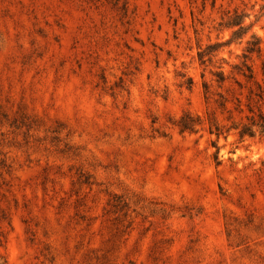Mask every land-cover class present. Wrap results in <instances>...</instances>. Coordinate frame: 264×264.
Wrapping results in <instances>:
<instances>
[{"label": "rangeland", "instance_id": "1", "mask_svg": "<svg viewBox=\"0 0 264 264\" xmlns=\"http://www.w3.org/2000/svg\"><path fill=\"white\" fill-rule=\"evenodd\" d=\"M263 8L0 0V264H264V132L211 135L212 112L251 122L204 89L264 42Z\"/></svg>", "mask_w": 264, "mask_h": 264}, {"label": "trees", "instance_id": "2", "mask_svg": "<svg viewBox=\"0 0 264 264\" xmlns=\"http://www.w3.org/2000/svg\"><path fill=\"white\" fill-rule=\"evenodd\" d=\"M264 9V8H263ZM233 24H229V28L240 27V30L235 33V39H243L246 29L241 22V17L238 15ZM256 56L262 61V71L264 75V42L261 38L254 36L253 41L248 43V48L243 56V61L240 64L232 65V71L227 74L225 72L216 73V85L220 90L217 94L218 99L214 98L211 92L212 86L205 83V98L207 105L216 104L222 115L227 116V120H233L234 114H245V108L248 111L246 119L251 122L249 124L240 125L233 124L230 127L222 126L218 123L216 113L209 114L211 135H216L218 138L225 134H229L232 130H237L239 137L244 140L246 137L255 138V129H261L264 132V86L258 81L253 65L250 62ZM202 64H205V56L200 55ZM256 86L261 93L254 95V91L250 85ZM248 90V94H244V90ZM203 123L200 117L186 113L178 123V128L181 133H197V128Z\"/></svg>", "mask_w": 264, "mask_h": 264}]
</instances>
